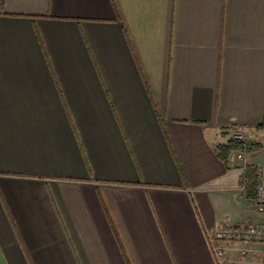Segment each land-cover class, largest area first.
<instances>
[{
	"label": "crops",
	"instance_id": "0c3cea01",
	"mask_svg": "<svg viewBox=\"0 0 264 264\" xmlns=\"http://www.w3.org/2000/svg\"><path fill=\"white\" fill-rule=\"evenodd\" d=\"M239 126L264 164V0H0V264H217Z\"/></svg>",
	"mask_w": 264,
	"mask_h": 264
},
{
	"label": "built area",
	"instance_id": "2783aa9c",
	"mask_svg": "<svg viewBox=\"0 0 264 264\" xmlns=\"http://www.w3.org/2000/svg\"><path fill=\"white\" fill-rule=\"evenodd\" d=\"M233 140L241 145L234 150L236 161L254 169L252 206L258 213H264V164H254L248 159L249 141L243 127L234 129ZM206 234L217 264H264L263 250L258 248L264 246V224L225 222L219 227H207Z\"/></svg>",
	"mask_w": 264,
	"mask_h": 264
},
{
	"label": "trees",
	"instance_id": "16d2710c",
	"mask_svg": "<svg viewBox=\"0 0 264 264\" xmlns=\"http://www.w3.org/2000/svg\"><path fill=\"white\" fill-rule=\"evenodd\" d=\"M254 147H257L256 145L249 143V150L253 149ZM241 148L240 143L234 141L231 139L228 144H219L216 146V152L218 156L226 161L229 157V154L231 151L235 149ZM245 183L247 189H249V186L254 185L255 187V174L254 169L252 167H247L245 171V176L243 178V184Z\"/></svg>",
	"mask_w": 264,
	"mask_h": 264
}]
</instances>
